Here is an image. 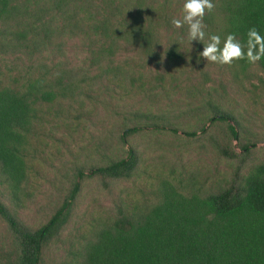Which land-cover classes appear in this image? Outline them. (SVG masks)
Returning a JSON list of instances; mask_svg holds the SVG:
<instances>
[{
  "label": "rangeland",
  "instance_id": "374dc122",
  "mask_svg": "<svg viewBox=\"0 0 264 264\" xmlns=\"http://www.w3.org/2000/svg\"><path fill=\"white\" fill-rule=\"evenodd\" d=\"M57 1L30 0V17L38 14L32 21L37 17L51 24L46 48L22 58L0 53V83L9 73L25 75L31 68L37 77L51 72L53 80L65 70L80 82L74 96L40 106L43 120L32 135V199L20 211L26 224L36 228L46 223L70 194L79 172L86 174L68 226L45 251V264H61L70 246L89 236L97 218L107 216L113 197L123 191L141 200L162 178L196 181L205 189L231 182L240 158L221 155L217 144L241 155L240 142L228 122L211 121L210 103L236 117L241 140L256 143L241 173L264 163V70L255 64L247 77L236 79L224 65L198 62L203 43L192 45L186 27L171 25L173 18L183 16L182 0H62L56 5ZM138 9L144 29L153 32L152 53L140 52L117 34L105 40L96 33L95 25L127 27ZM210 19L207 13L206 29L212 26ZM221 22L218 18L213 26ZM110 44L113 53L104 55L115 65H133V82L112 75L99 79L102 69L92 65L93 53ZM174 46L185 59L178 66L169 63L168 51ZM15 62L19 65L11 70ZM202 126L207 127L204 133ZM132 127L138 131L124 140L126 128ZM130 147L140 153L141 168L131 181L116 184L110 194L97 177L89 176L91 168L126 157ZM4 201L11 205L7 196ZM0 236L5 250H13L14 237L2 219Z\"/></svg>",
  "mask_w": 264,
  "mask_h": 264
},
{
  "label": "trees",
  "instance_id": "16d2710c",
  "mask_svg": "<svg viewBox=\"0 0 264 264\" xmlns=\"http://www.w3.org/2000/svg\"><path fill=\"white\" fill-rule=\"evenodd\" d=\"M214 3L209 20L212 26L207 32L222 38L235 32L239 39L246 40L247 30L256 26L264 34V0ZM30 10V0H0V53L17 57L20 54L22 58L48 46L51 24L37 17L32 21V16L38 14L30 17ZM140 13L138 9V14H132V22L123 29L95 25L96 33H102L105 40L117 34L128 44L136 45L140 52L152 53L153 32L144 29ZM218 18L221 24L213 26ZM111 49L110 44L93 53L92 65L102 69L98 78L112 75L133 82L135 67L129 63L113 64L104 55L112 54ZM168 58L171 65L177 66L185 60L177 46L168 51ZM257 64L264 70V60ZM16 65L19 64L15 62L11 70ZM252 66L245 61L224 65L236 79L247 77ZM34 74V68L16 77L9 73L0 83V219L14 237L13 250L7 252L0 236V264H45V251L68 226L81 180L86 176L84 171L79 172L70 194L46 223L33 228L23 221L20 211L32 199V135L43 120L40 106L74 96L80 84L65 70H60L55 80L49 77L51 72L38 77ZM209 105L213 112L211 121L228 122L240 142L241 155L217 144L221 155L240 158L235 178L211 189L200 187L196 181L184 183L174 177L162 178L150 195L141 200L123 191L113 197L107 216L97 218L89 236L80 245L70 246L61 264H264V163L245 175L241 173L256 143L241 140V126L232 113L219 105ZM206 130L202 126L201 131ZM137 131V127L126 128L123 139ZM141 162L138 150L130 147L126 157L92 167L89 176L97 177L101 186L113 194L116 184L131 181L138 174ZM6 196L11 205L4 201Z\"/></svg>",
  "mask_w": 264,
  "mask_h": 264
},
{
  "label": "clouds",
  "instance_id": "9594fccd",
  "mask_svg": "<svg viewBox=\"0 0 264 264\" xmlns=\"http://www.w3.org/2000/svg\"><path fill=\"white\" fill-rule=\"evenodd\" d=\"M214 8V0H182V18L171 20L175 29L186 27L192 45L194 41L203 43V50L197 52V61L203 59L206 63L232 66L239 61L255 65L264 60V34L258 27L247 30L246 40L239 39L235 32H229L222 38L220 34L206 31L204 18Z\"/></svg>",
  "mask_w": 264,
  "mask_h": 264
}]
</instances>
